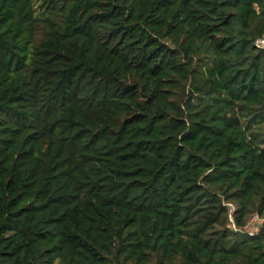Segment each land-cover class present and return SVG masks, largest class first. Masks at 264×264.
<instances>
[{
  "label": "trees",
  "instance_id": "1",
  "mask_svg": "<svg viewBox=\"0 0 264 264\" xmlns=\"http://www.w3.org/2000/svg\"><path fill=\"white\" fill-rule=\"evenodd\" d=\"M260 38L264 0H0V264H264Z\"/></svg>",
  "mask_w": 264,
  "mask_h": 264
},
{
  "label": "built area",
  "instance_id": "2",
  "mask_svg": "<svg viewBox=\"0 0 264 264\" xmlns=\"http://www.w3.org/2000/svg\"><path fill=\"white\" fill-rule=\"evenodd\" d=\"M256 46L258 48L263 49L264 48V38H260L256 41ZM232 211L234 210V206L231 205ZM230 220L233 221L232 215H230ZM259 227H264V217H260L258 215L252 216L251 220L247 224V226L244 228L245 232L250 233L251 235H255L258 232ZM236 230H241L238 229L237 227L234 226ZM253 228V230H249Z\"/></svg>",
  "mask_w": 264,
  "mask_h": 264
},
{
  "label": "rangeland",
  "instance_id": "3",
  "mask_svg": "<svg viewBox=\"0 0 264 264\" xmlns=\"http://www.w3.org/2000/svg\"><path fill=\"white\" fill-rule=\"evenodd\" d=\"M34 1H35V5L38 6L39 0H34ZM249 230H253V228H251Z\"/></svg>",
  "mask_w": 264,
  "mask_h": 264
}]
</instances>
